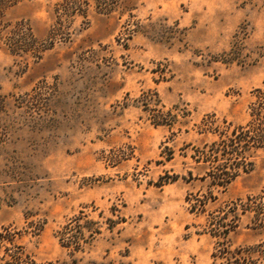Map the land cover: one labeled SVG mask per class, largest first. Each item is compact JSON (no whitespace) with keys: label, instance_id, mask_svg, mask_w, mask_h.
<instances>
[{"label":"rangeland","instance_id":"rangeland-1","mask_svg":"<svg viewBox=\"0 0 264 264\" xmlns=\"http://www.w3.org/2000/svg\"><path fill=\"white\" fill-rule=\"evenodd\" d=\"M57 1L7 13L38 57L0 39V264H264V149L217 150L264 90V0L91 4L51 34Z\"/></svg>","mask_w":264,"mask_h":264},{"label":"trees","instance_id":"trees-1","mask_svg":"<svg viewBox=\"0 0 264 264\" xmlns=\"http://www.w3.org/2000/svg\"><path fill=\"white\" fill-rule=\"evenodd\" d=\"M24 1L27 0H0V39L13 54L24 53L38 57L41 49L36 45V39L29 25L22 20L13 22L7 17L11 8ZM91 4L94 5L97 13H109L114 10L117 0H58L54 4L53 14L56 18L55 23L59 25L51 28V34H56L60 30L63 21L70 22L76 16L87 19V11ZM257 93L256 100L249 106V120L245 125L233 129L228 135L222 133L223 137L217 144V150L225 154L250 155L252 149H264V90L257 89ZM1 104L0 100V111ZM218 184L222 185V183ZM261 199L264 200V189ZM253 210L264 215V201L253 207ZM71 226L68 224L66 228Z\"/></svg>","mask_w":264,"mask_h":264}]
</instances>
